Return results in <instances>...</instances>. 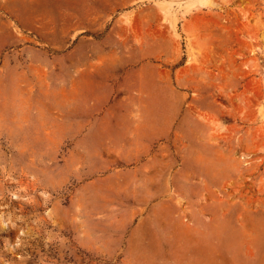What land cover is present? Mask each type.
Segmentation results:
<instances>
[{"label": "rangeland", "instance_id": "obj_1", "mask_svg": "<svg viewBox=\"0 0 264 264\" xmlns=\"http://www.w3.org/2000/svg\"><path fill=\"white\" fill-rule=\"evenodd\" d=\"M0 264H264V0H0Z\"/></svg>", "mask_w": 264, "mask_h": 264}]
</instances>
